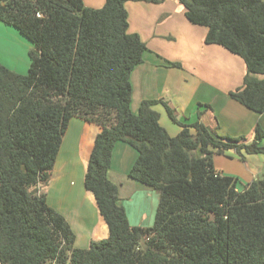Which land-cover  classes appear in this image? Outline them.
<instances>
[{"label":"trees","instance_id":"trees-1","mask_svg":"<svg viewBox=\"0 0 264 264\" xmlns=\"http://www.w3.org/2000/svg\"><path fill=\"white\" fill-rule=\"evenodd\" d=\"M142 1L158 2L106 0L94 9L84 0H0V23L35 47L25 75L0 63L1 264H264V178L239 191L238 178L214 164L229 150L264 155V129L245 144L196 121L172 137L153 109L163 104L177 122L168 103L145 100L133 113L132 73L148 48L129 32L126 4ZM178 1L191 24L206 28V44L244 61L243 85L230 97L264 114V1ZM75 118L102 128L85 188L110 236L88 249L75 247L71 226L40 191ZM119 142L138 153L129 178L159 194L152 227L130 225L109 179Z\"/></svg>","mask_w":264,"mask_h":264},{"label":"crops","instance_id":"crops-1","mask_svg":"<svg viewBox=\"0 0 264 264\" xmlns=\"http://www.w3.org/2000/svg\"><path fill=\"white\" fill-rule=\"evenodd\" d=\"M84 3L100 9L106 0H84ZM126 8L129 32L138 34L148 48L143 62L132 73L133 113L139 112L145 100H163L175 112L177 122L171 120L163 104H156L153 109L172 137L181 131V125L200 121L215 136L243 138L242 143H251L256 127L264 129V114L249 110L230 97L231 92L243 85L247 73L244 61L220 46L206 44V28L191 24L178 0L128 2ZM173 63L181 66L173 67ZM101 132L102 128L96 124L72 119L51 179L46 187L40 188L47 204L71 226L77 249H88L93 242L110 236L94 194L85 188L90 157ZM137 157V151L130 145L117 143L108 176L119 188L120 205L130 225L149 228L154 225L159 194L129 178ZM214 164L222 175L236 177L244 186L260 176L264 178V155L229 150L223 155L216 154Z\"/></svg>","mask_w":264,"mask_h":264},{"label":"rangeland","instance_id":"rangeland-1","mask_svg":"<svg viewBox=\"0 0 264 264\" xmlns=\"http://www.w3.org/2000/svg\"><path fill=\"white\" fill-rule=\"evenodd\" d=\"M34 50V45L16 29L0 23V63L2 65L15 73L25 75L31 64L30 52ZM195 154L199 155V153ZM259 178L262 179L263 176ZM244 188L242 182H239L238 190L243 191Z\"/></svg>","mask_w":264,"mask_h":264}]
</instances>
